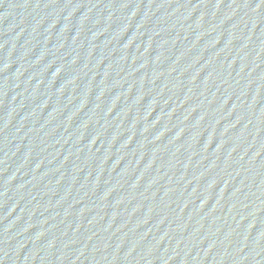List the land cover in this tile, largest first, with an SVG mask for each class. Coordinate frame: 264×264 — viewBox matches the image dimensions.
Listing matches in <instances>:
<instances>
[{
  "label": "water",
  "instance_id": "95a60500",
  "mask_svg": "<svg viewBox=\"0 0 264 264\" xmlns=\"http://www.w3.org/2000/svg\"><path fill=\"white\" fill-rule=\"evenodd\" d=\"M0 264H264V0H0Z\"/></svg>",
  "mask_w": 264,
  "mask_h": 264
}]
</instances>
